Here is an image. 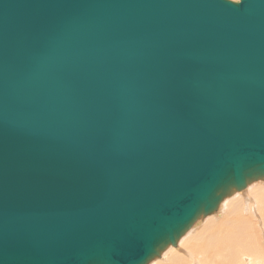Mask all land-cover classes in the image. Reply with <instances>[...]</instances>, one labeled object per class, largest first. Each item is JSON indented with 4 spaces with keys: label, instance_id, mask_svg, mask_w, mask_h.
Here are the masks:
<instances>
[{
    "label": "water",
    "instance_id": "obj_1",
    "mask_svg": "<svg viewBox=\"0 0 264 264\" xmlns=\"http://www.w3.org/2000/svg\"><path fill=\"white\" fill-rule=\"evenodd\" d=\"M264 181V0H0V264H150Z\"/></svg>",
    "mask_w": 264,
    "mask_h": 264
},
{
    "label": "bare ground",
    "instance_id": "obj_2",
    "mask_svg": "<svg viewBox=\"0 0 264 264\" xmlns=\"http://www.w3.org/2000/svg\"><path fill=\"white\" fill-rule=\"evenodd\" d=\"M246 208L249 218L255 214L256 219L263 218L264 221V181L253 182L245 190L226 198L215 214L199 220L177 246H170L158 258L160 261H154L160 262L157 264L185 261L191 264L195 259V264H238L243 255L244 264H264L262 232L258 227L252 228L251 219L241 216ZM217 213L218 219L215 218ZM204 219L205 223L199 225ZM186 250L195 257L190 259L183 255Z\"/></svg>",
    "mask_w": 264,
    "mask_h": 264
},
{
    "label": "rangeland",
    "instance_id": "obj_3",
    "mask_svg": "<svg viewBox=\"0 0 264 264\" xmlns=\"http://www.w3.org/2000/svg\"><path fill=\"white\" fill-rule=\"evenodd\" d=\"M243 213L244 214H241V216H243L244 218H249L248 217V211H247V208L246 209H244L243 210ZM219 214H221V213H219ZM218 216V217H217ZM215 218L216 219H218L219 218V215H218V213L215 215ZM257 218V215H253V217H250L249 219H251V225H252V228L255 230V228L254 227H258V229H260L261 230V232H262V240L264 241V221L262 220L263 218H259V219H256ZM205 219H208V217L207 218H205ZM205 219L204 220H202L201 221V223H199V225L200 224H202V223H205ZM262 225V226H261ZM263 228V229H262ZM263 245V244H262ZM264 246V245H263ZM185 249H187L186 247H184ZM183 252V251H182ZM186 252V253H185ZM187 252H190L189 250H186V251H184L183 253V255H186V256H188L190 259L192 258H194L195 257V255L191 252V253H187ZM169 254H170V252H168ZM192 255V256H191ZM246 256V255H245ZM225 258L227 257V256H224ZM247 258V257H246ZM201 259H198V261H200ZM158 261H160V259H158ZM158 261H154V264H157V263H160V262H158ZM194 261H196L195 259H193L192 260V263L191 264H195L196 262H194ZM181 264H187V262L185 261V262H182ZM198 264V263H197ZM238 264H244V260H243V255H242V257H241V261L238 263Z\"/></svg>",
    "mask_w": 264,
    "mask_h": 264
}]
</instances>
